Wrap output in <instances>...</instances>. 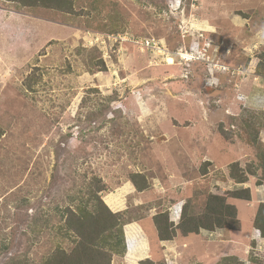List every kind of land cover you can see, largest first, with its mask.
Returning <instances> with one entry per match:
<instances>
[{
  "label": "rangeland",
  "instance_id": "374dc122",
  "mask_svg": "<svg viewBox=\"0 0 264 264\" xmlns=\"http://www.w3.org/2000/svg\"><path fill=\"white\" fill-rule=\"evenodd\" d=\"M73 1L66 14L0 0V264L69 247L60 211L97 178L112 212L141 217L111 264H259L253 252L264 264V242L252 252L245 239L264 203L254 177V207L233 201L239 232L163 242L152 223L165 211L177 225L185 202L199 213L208 194L236 187L229 165L256 161L237 127L245 110L264 146V84L249 63L264 51V0Z\"/></svg>",
  "mask_w": 264,
  "mask_h": 264
},
{
  "label": "trees",
  "instance_id": "16d2710c",
  "mask_svg": "<svg viewBox=\"0 0 264 264\" xmlns=\"http://www.w3.org/2000/svg\"><path fill=\"white\" fill-rule=\"evenodd\" d=\"M16 5L17 9L41 7L70 14L73 12V0H7ZM252 73L260 78L264 84V51L257 54L250 62ZM29 90V86L27 87ZM242 122L237 127L243 130L245 142L255 149L256 161L245 169L238 163L229 165V177L238 187L226 190L222 194H208L205 198L201 212L195 213L190 201L182 206L179 222L173 225L169 221L168 213L161 211L152 217L155 235L158 241L170 242L176 232L182 237L199 235L205 231L209 233L224 231V234L239 232L241 229L238 211L233 201L251 200L250 190L242 185L246 184L248 177H254L255 186L264 185V146L260 144L259 136L262 131L260 123L255 121V114L244 111ZM254 118V119H253ZM221 133H225L220 129ZM2 133H0V138ZM130 181L136 193H141L148 188L144 176L131 175ZM105 185L100 179H92L86 184L77 197H68L67 205L60 211L63 224L58 227L57 235L67 239L70 246L66 248L57 244L52 252L42 260L41 264H111L113 257H123L126 252V243L123 228L133 222H138L140 216L136 209L128 206L121 212H112L102 201L101 194ZM35 228L39 223L35 222ZM252 229L264 239V203L258 204L252 220ZM39 234V231H37ZM234 234V233H232ZM9 243L3 246V253L9 250ZM255 242L251 241V251ZM2 252L0 251V254ZM251 253V252H250ZM249 262L259 263L254 252ZM4 264H32L28 258L13 256ZM142 264H153L148 260ZM218 264H245L236 256L223 257Z\"/></svg>",
  "mask_w": 264,
  "mask_h": 264
},
{
  "label": "crops",
  "instance_id": "0c3cea01",
  "mask_svg": "<svg viewBox=\"0 0 264 264\" xmlns=\"http://www.w3.org/2000/svg\"><path fill=\"white\" fill-rule=\"evenodd\" d=\"M247 184H249L248 182L246 183V184H244V185H242L243 187L245 186V185H247ZM236 187H238V185H236ZM261 187V186H260ZM244 188H249V187H244ZM253 198V195H252V193H251V200L248 202L249 204H250V208H252V207H254V205L252 204V202H253V200L254 199H252ZM258 201H260V202H258ZM257 201V206H258V203L260 204V203H262L263 201L262 200H258ZM256 206V207H257ZM255 207H254V210H253V216H254V213H255ZM252 220H253V217H252V219H251V221H250V223H251V228H252ZM253 230V229H252ZM220 232H224V231H220ZM210 234H212V235H214V232L213 233H210ZM249 237V238H248ZM246 240H248V241H254V242H256L257 243V241L258 242H261V243H263L264 242V239L263 238H261L260 236H259V233L258 232H256V231H253L252 232V234L251 235H249V236H247L246 238H245ZM258 239V240H257ZM241 240L243 241V238L241 237Z\"/></svg>",
  "mask_w": 264,
  "mask_h": 264
},
{
  "label": "clouds",
  "instance_id": "9594fccd",
  "mask_svg": "<svg viewBox=\"0 0 264 264\" xmlns=\"http://www.w3.org/2000/svg\"><path fill=\"white\" fill-rule=\"evenodd\" d=\"M260 187V186H259ZM215 233V232H214Z\"/></svg>",
  "mask_w": 264,
  "mask_h": 264
}]
</instances>
